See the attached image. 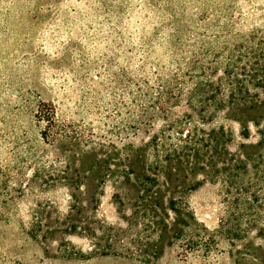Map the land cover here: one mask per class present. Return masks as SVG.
Segmentation results:
<instances>
[{"label": "rangeland", "instance_id": "374dc122", "mask_svg": "<svg viewBox=\"0 0 264 264\" xmlns=\"http://www.w3.org/2000/svg\"><path fill=\"white\" fill-rule=\"evenodd\" d=\"M262 30L264 0H0V264H264V236L251 231L237 240L218 231L222 194L220 185L208 180L187 193L199 225L186 227V236L196 238L200 232L203 241L187 251L184 240L172 245L163 241L158 257L149 263L125 255L62 256V238L83 249L88 247L87 241L60 231L42 238L44 232L32 235L30 225L36 202L47 199L51 203L46 206L49 227L65 226L61 224L67 212L65 189L43 193L29 187L36 171L44 178L48 173L58 176V167L65 163V148L73 145L79 151L81 145H75L73 131L113 142L115 147L96 155L119 163L126 143L144 145L162 125L184 113H190L199 127L216 130L214 148L218 153L212 155L213 167L223 166L231 155L238 159L261 150L255 146L256 130L247 121L253 112L226 104L228 84L223 70L233 47L249 40L253 31L258 35ZM191 59L198 66L197 76L188 79L181 73L184 83L178 95L174 89L176 94L165 103V112L150 110L139 128L129 127L124 109L120 116L115 115L114 104L122 95L129 103V95L120 94L123 86L135 89L132 82L125 84L128 77L140 83L141 92L153 93L158 76L168 78L179 66L181 71L187 70ZM199 66L205 74L199 72ZM220 83L218 93L215 87ZM210 96L216 97V103H225L223 107L198 106V99ZM41 100L55 104L57 118L67 124V139L54 145L44 141L45 123L35 114ZM210 112L211 121H198L200 115ZM237 116L247 118V134ZM113 125L120 128L119 133ZM203 157L190 161L201 164ZM84 161L80 170L88 174L97 160L90 155ZM124 163L110 165L121 169L126 167ZM176 164L172 159L167 166L174 185H191L204 177L198 167L192 171L182 165L174 170ZM70 173H74L72 169ZM113 192L110 185L105 187L96 217L124 226L111 200ZM92 195L95 193L89 190L82 196L88 200ZM85 206L83 214L89 218L92 213L87 203ZM130 209L126 202L125 212Z\"/></svg>", "mask_w": 264, "mask_h": 264}, {"label": "trees", "instance_id": "16d2710c", "mask_svg": "<svg viewBox=\"0 0 264 264\" xmlns=\"http://www.w3.org/2000/svg\"><path fill=\"white\" fill-rule=\"evenodd\" d=\"M248 39L235 45L227 55L223 70L228 84L226 104L239 108L242 112H253L250 117L248 115L247 121H250L251 126L256 130L255 146L260 147L261 150L256 153L241 154L242 158L238 159L231 155L224 160L223 166L213 167L212 155L218 153L214 148L216 130L199 127L190 113H184L181 117L162 125L144 145L126 143L122 147L123 157L118 161L125 162L126 167L120 169L112 168L111 163L116 166L119 163L112 162L110 157L101 158L100 155H96L108 147H115L113 142L95 140L91 136L84 137L82 133L73 131L71 134L77 140L74 144L81 145L79 151L76 152L73 145L65 148L68 151H64L65 163L62 168L58 167V176L48 173L44 178L36 171L29 184L30 188L39 189L43 193L57 188L65 189L67 212L61 221L65 226L50 228L48 224L50 213L46 210V206H51V203H48L47 199L38 200L30 233L36 235L43 231L40 236L47 238L54 232L60 231L64 235L87 241L88 247L83 249L76 247L70 239L62 238L59 253L64 257L125 255L149 263L158 257L159 244L163 241L172 245L175 241L184 240L186 251L196 249L203 241L200 232L197 233L196 238L186 236V227L199 225L188 203L187 193L208 180L213 184H219L222 194L221 201L224 207L219 219L218 231L229 239L237 240L245 238L251 231L264 236V97L259 98L256 90L258 88L264 94V30L258 35L253 31L248 34ZM191 61L193 62L191 67L185 71H181L179 66L178 71L172 72L168 78L158 76L153 93L141 92L140 83L128 77L126 79L128 84L127 82L125 84L128 86L132 82L135 89L127 90L123 86L120 94H128L129 103L122 95L119 103L114 104L115 115L120 116L124 109L128 113L126 122L129 127L139 128L144 119H147L150 110L165 112V103L170 102L176 94L174 89L177 90L178 95L184 83L180 79L181 73L188 79L197 76L195 72L198 66L195 65L194 59ZM199 72L205 74L204 67H200ZM142 81L147 82L145 79ZM221 85L220 83L215 87L218 93L221 92ZM214 97L210 96L201 101L198 99L196 102L200 108H208L212 105L223 107L225 103H216ZM187 100L189 102L192 100L191 94L187 95ZM35 114L38 121L45 123L42 130L45 142L54 145L63 138L67 139V124L57 118L56 106L52 101H39ZM212 114L210 112L208 115H200L198 121L209 122L213 118ZM236 119L247 134L250 128L249 124L244 123L247 118L237 116ZM185 125L189 127L186 128ZM113 126L115 132L119 133L120 128ZM224 150L223 153H228L226 149ZM202 154L205 158H200L201 164L190 161L197 160ZM90 155L96 157L95 167L89 168L88 174H82L80 168L85 164L84 159ZM172 159L177 161L174 170L182 165H188L192 171L198 167L204 177L191 185H174L167 167ZM76 162L78 164L73 166ZM139 167H143V170ZM71 169L74 172L72 174ZM107 185L114 190L111 200L125 222L124 226L108 223L96 217L97 206L101 203ZM89 190L95 195L88 200L84 199L82 195ZM130 191L133 195L132 193L129 195ZM126 202H129L132 208L128 213L125 212ZM86 203L92 213L89 218L83 214ZM42 226L46 227L42 228Z\"/></svg>", "mask_w": 264, "mask_h": 264}]
</instances>
